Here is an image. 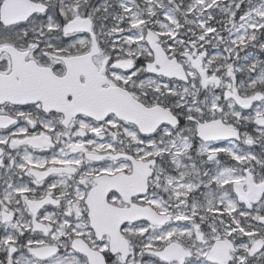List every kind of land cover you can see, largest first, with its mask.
Instances as JSON below:
<instances>
[{"label":"snow or ice","instance_id":"6c2138e0","mask_svg":"<svg viewBox=\"0 0 264 264\" xmlns=\"http://www.w3.org/2000/svg\"><path fill=\"white\" fill-rule=\"evenodd\" d=\"M0 264H264V0H0Z\"/></svg>","mask_w":264,"mask_h":264}]
</instances>
